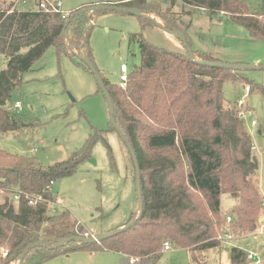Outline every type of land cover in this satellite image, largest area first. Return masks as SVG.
<instances>
[{
	"label": "trees",
	"instance_id": "trees-1",
	"mask_svg": "<svg viewBox=\"0 0 264 264\" xmlns=\"http://www.w3.org/2000/svg\"><path fill=\"white\" fill-rule=\"evenodd\" d=\"M116 6L154 15L167 31L181 33L194 54L191 59L188 52L176 53L142 38L141 63L128 70L125 88L101 75L113 99L116 122L136 154L142 214L123 232L86 244L69 241L87 234L70 212L52 209L57 198L51 183L73 176L91 159L93 147L100 141L107 143V133L115 131L111 123L106 131L92 128L79 150L49 166L34 157L12 154L0 145V264H19L29 246L34 247L23 264H43L78 251H107L122 255L126 262L134 259L153 264L167 243L188 250L200 264L198 255L221 247L218 234L241 236L260 226L263 198L255 183L259 160L252 152V137L240 111L229 105L224 92L226 82H245L242 70L209 65L221 60L193 49L173 10L191 7L209 15L225 14L261 40L264 14L253 12L248 0H127ZM84 10L72 11L65 20L61 13L22 10L13 0H0V58L5 61L0 69V134L29 127L14 108L18 100L13 96L23 84V75L50 48L55 47L58 55L68 54L89 70L73 52L86 49L94 63L90 33L94 17L106 11L88 15ZM139 17L157 26L145 15ZM223 194L237 201L226 214ZM37 197L42 201L31 205L30 200ZM60 241L65 243L50 249ZM231 260L232 264H247V254L233 247Z\"/></svg>",
	"mask_w": 264,
	"mask_h": 264
},
{
	"label": "rangeland",
	"instance_id": "rangeland-1",
	"mask_svg": "<svg viewBox=\"0 0 264 264\" xmlns=\"http://www.w3.org/2000/svg\"><path fill=\"white\" fill-rule=\"evenodd\" d=\"M11 1V0H8ZM125 0H62L65 11L88 9L98 5H116ZM161 3L164 0H153ZM253 12L264 14V0H248ZM22 9V7H17ZM24 8V7H23ZM23 10V9H22ZM182 29L195 51L217 57L231 65L264 66V40L255 39L241 25L225 14L209 15L191 7H175ZM153 18L154 15H150ZM89 48L94 65L100 74L112 84H117L121 66L129 70L141 63L140 40L176 52L186 53L183 43L169 32L149 24L134 14L106 11L94 17ZM83 60L87 51H73ZM5 61L0 58V69ZM245 82H226L225 97L230 106L244 115L245 129L252 137L259 160V175L255 179L264 202V70L240 71ZM252 92L242 100L246 89ZM22 108L20 118L27 123L20 132L0 134L1 147L16 155L34 157L44 166L67 160L79 150L92 128L106 131L110 128L111 114L103 92L95 76L87 68L78 65L68 54H57L50 48L32 69L23 75L22 86L14 93ZM245 117V118H244ZM255 121L257 125H253ZM107 143L98 142L91 159L83 162L77 172L55 182L52 192L57 198L53 208H63L85 228V237L105 234L124 228L138 216V197L134 171L126 145L117 132L109 131ZM0 201L3 198L0 197ZM227 194L221 197L222 210L226 214L236 204ZM260 217H264V206ZM229 217L226 219L230 223ZM241 236L231 234V239L218 234L222 245L217 250L197 256L200 264H232L231 250L238 247L247 253L260 256L264 264V227ZM123 226V227H122ZM248 263V260H247ZM43 264H140L126 262L112 252L91 254L78 251L58 257ZM153 264H196L186 249L173 248L164 251Z\"/></svg>",
	"mask_w": 264,
	"mask_h": 264
},
{
	"label": "water",
	"instance_id": "water-1",
	"mask_svg": "<svg viewBox=\"0 0 264 264\" xmlns=\"http://www.w3.org/2000/svg\"><path fill=\"white\" fill-rule=\"evenodd\" d=\"M84 11L88 15L91 13H94L96 11H114V12L134 14L136 16H144L145 15L147 18H150L154 22V24H156L159 28L165 30L166 32H169L155 18L151 17L150 15H146L145 13H142L141 10H139L137 8L121 7V6H116V5L103 4V5L89 7L88 9H85ZM169 33L172 34L174 37L178 38L183 43V45L187 49L189 57L191 59H193L194 54H193L192 49L189 47L186 38L181 33H178V32H169ZM83 61L88 66L91 73L95 76V79L98 83V86H99L100 90L103 92L105 99L107 101V104H108L110 114H111L110 123L113 126V128L115 129V131L117 132V134L119 135V137L121 138V140L123 141V143L126 145L128 152H129V155L131 156L132 161L134 163L135 177H136V191H137V197H138V202H139L137 218L134 221H132L130 224L124 226V228L117 229L115 231H111V232L101 234V235H97V236H90V237L87 236V237H78V238L69 239V241H77V242H82V243H86V244H95V243H100L107 238L113 237V236L123 232L124 230L128 229L129 227L133 226L137 222V220L139 219L140 215L142 214L143 199H142L141 181H140L141 173H140V168H139L138 161L136 158V154L132 148V145H131L129 139L125 136V134L123 133V131L121 130V128L119 127V125L116 122V119L114 117L115 106L113 103V99H112L111 95L109 94V92L105 86V83L103 81V78H102L101 74L99 73L98 69L96 68V66L94 65V63L90 59H88V57L83 59ZM208 64L211 66H217V67H222V68H227V69L233 68V69L247 70V71L264 70V66H261V67H255V66H250V65L234 66V65L226 64V63H222V62H210ZM259 222H261V219L259 220ZM64 243H65V241H60L57 245L50 247V249L58 248L59 246H62ZM33 247L34 246H29L23 250V252L20 256L19 264L24 263V258L27 256V254L29 253V251Z\"/></svg>",
	"mask_w": 264,
	"mask_h": 264
},
{
	"label": "built area",
	"instance_id": "built-area-1",
	"mask_svg": "<svg viewBox=\"0 0 264 264\" xmlns=\"http://www.w3.org/2000/svg\"><path fill=\"white\" fill-rule=\"evenodd\" d=\"M15 7H29L27 10L30 9H36L39 11H43V12H54V13H61L63 15V19L66 20V18H68L71 14L70 11H65L63 9V2L62 0H13ZM33 5V7H31ZM128 70L129 68L126 65H122L121 66V75H120V79H119V86L121 88H125L126 84H127V80H128ZM249 89H246V94L243 96L242 100H240L239 102H237V105L239 106V108H242V106H244V101L243 99L246 98L248 96L249 93ZM14 108L21 110L22 105L19 101H16L14 104ZM244 112H241L240 116H243ZM245 118V117H244ZM252 124L255 126L257 125V123L255 121H252ZM253 151H257V148L255 146L252 147ZM54 183L52 182L50 187H53ZM17 199V197H16ZM42 201L41 197H37L34 199L30 200V204L31 205H35L37 202ZM264 206V202L262 203ZM229 220H231L229 218ZM226 238L231 239V235L225 234L224 235ZM171 247L170 244H165L164 247V251H170ZM4 255H7V253L5 252ZM247 260L248 261H252L255 264H260V257L253 252L247 253ZM131 263H135L136 261L134 259H132L130 261Z\"/></svg>",
	"mask_w": 264,
	"mask_h": 264
},
{
	"label": "crops",
	"instance_id": "crops-1",
	"mask_svg": "<svg viewBox=\"0 0 264 264\" xmlns=\"http://www.w3.org/2000/svg\"><path fill=\"white\" fill-rule=\"evenodd\" d=\"M125 1H127V0H125ZM129 1V0H128ZM31 7H33V5L31 6ZM29 7H22V9L23 10H27ZM204 53V52H203ZM215 58H217V57H215ZM261 219V222H259L260 224H261V227H260V229L258 230V231H262V229H263V227H264V217H261L260 218ZM256 233V232H255ZM244 251V250H243ZM105 252H107V251H105ZM245 252V251H244ZM246 254H247V252H245ZM91 254H97V253H91ZM260 257V256H259ZM247 264H255L254 262H252V261H248V263ZM260 264H262L261 263V259H260Z\"/></svg>",
	"mask_w": 264,
	"mask_h": 264
}]
</instances>
